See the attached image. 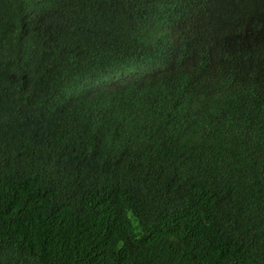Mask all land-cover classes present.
Masks as SVG:
<instances>
[{"label": "trees", "instance_id": "trees-1", "mask_svg": "<svg viewBox=\"0 0 264 264\" xmlns=\"http://www.w3.org/2000/svg\"><path fill=\"white\" fill-rule=\"evenodd\" d=\"M0 264H264V0H0Z\"/></svg>", "mask_w": 264, "mask_h": 264}]
</instances>
